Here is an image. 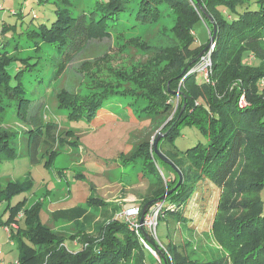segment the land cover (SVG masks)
I'll use <instances>...</instances> for the list:
<instances>
[{
    "label": "trees",
    "instance_id": "obj_1",
    "mask_svg": "<svg viewBox=\"0 0 264 264\" xmlns=\"http://www.w3.org/2000/svg\"><path fill=\"white\" fill-rule=\"evenodd\" d=\"M53 2L54 19L48 25H38V32L30 37L41 40L53 52L49 62L55 70V79L89 42L110 39L111 27L116 26L121 15L136 10L134 20L138 25L158 22L163 15L162 7L174 15L172 30L178 45L130 41L132 45L127 48L133 47L149 58L139 63L138 69L125 73L122 89L119 85H108L105 92L97 93V88L104 87L99 83L85 96L61 90L56 94L58 107L69 110L68 121L89 122L95 109L114 96L144 104L141 111L158 133L152 142L146 138L133 148L129 157H122L125 165L142 159L145 175L155 180L138 205L140 212L146 204L172 190L179 179L178 172L154 154L153 142L159 134L163 136L157 149L180 172L182 181L166 197V207H162L158 219L161 215L177 214L166 208L186 205L198 183L209 181L221 187L212 232L224 255L212 260L194 259L183 252L189 243L179 246L168 242L159 250L167 264H264V204L260 198L264 186V0H94L91 11L79 9L80 0ZM209 18L216 27V35L207 84L197 82L195 75H185L207 45L192 48L193 26L203 21L210 33ZM8 30L9 27L2 26L3 33ZM35 49L41 52L38 44ZM14 64L18 65L10 73L8 69ZM40 65L41 58L36 55L22 58L17 52H0V115L6 110L4 104L11 109L14 106L18 116L25 115L22 121L30 127L23 136L19 131L0 127V162L25 156L31 164H41L49 171L66 132H60L52 121L43 122L35 115L25 114L26 104L36 97L23 80L37 73ZM38 84H42L41 79ZM240 97H244L245 107L238 105ZM180 125L196 128L207 140L206 144L198 143L179 151L174 142ZM31 187L29 176L0 180V203H6L3 213H7L0 226L9 225L16 221L20 211L23 213L20 227L10 230L19 264H145L146 249L126 223L118 219L103 221L95 237L85 232L84 225L68 235L42 223V200H36L28 208H24L25 199L10 205L14 196L31 191ZM86 203L106 204L96 198H89ZM69 212L57 211L53 217L64 216L65 221ZM78 215L68 219L76 220ZM177 222L185 225L186 221L179 214ZM143 237L154 249H160L149 235ZM66 241L80 243L81 249L72 253L64 247Z\"/></svg>",
    "mask_w": 264,
    "mask_h": 264
},
{
    "label": "rangeland",
    "instance_id": "obj_2",
    "mask_svg": "<svg viewBox=\"0 0 264 264\" xmlns=\"http://www.w3.org/2000/svg\"><path fill=\"white\" fill-rule=\"evenodd\" d=\"M77 3L78 8H82L83 11L93 10L94 0H80ZM55 6L53 0H0L2 8L0 10V52H17L22 58H31L35 55L41 58L37 73L26 76L23 80L28 91H35L36 97L34 101L26 104L28 107L25 114L29 113L30 117L35 115L43 122L52 121L58 125L60 132H66L61 140L64 144L59 147L49 171L41 164H31L29 158L25 156L4 159L0 162V180H20L29 176L32 181L31 191L14 196L10 202L11 206L25 199L24 208H28L40 199L43 201L40 212L43 224L52 230L64 231L68 235H73L79 227L84 225L85 232L95 237L103 221L116 219L117 215L129 205L138 206L148 190L153 188L155 180L145 175L142 159H136L135 163L125 165L122 157H129L133 148L144 139L148 138L152 142L158 130L153 128V123L141 111L144 106L141 101L114 96L95 109L93 118L89 122L68 121L66 114L69 110L58 107L56 94L66 90L85 96L90 88L96 87L99 83L104 84V87L97 88V93L105 92L108 85L113 87L119 85L122 89L125 73L138 69L140 67L138 64L149 58V55H142L133 47L127 48V45H132L130 42L132 40H146L150 44L158 41L166 44L172 42L178 45L172 30L174 15L162 7L163 15L159 21L144 25H138V22H135L136 10L132 14L121 15L116 26L111 27L110 39L89 42L79 54L72 57L61 76L55 79V70L49 62L53 52L41 40L30 37L38 32V25H48L54 19ZM78 8L73 10V15L77 13ZM206 24L199 21L193 26L192 48L208 44L211 32L209 33ZM3 25L9 27V30L4 33ZM37 44L41 52L36 51ZM211 46H213L212 54L214 42ZM210 47L205 53L210 50ZM17 65L10 66L8 69L10 73ZM86 75L88 77H85ZM38 77L42 80V84H38L40 80ZM195 79L202 81L199 76ZM181 85L182 81L179 87ZM96 99L97 97L91 101ZM177 100L178 98L173 105L174 110L177 107ZM240 102L243 103L242 107L247 104L244 97L238 100V105ZM3 109L6 110L0 115V127L19 131L23 136V133L30 129L22 121L25 115L18 116L14 106L12 109L7 108V104L3 105ZM166 122L158 129L160 130ZM178 131L179 135L176 137L174 146L179 151L207 142L194 127L180 125ZM18 140L19 137L15 141ZM160 166L164 169L162 164ZM220 192L221 187L218 185L203 181L196 185L186 205L178 209L168 206L166 209L175 210L177 214H172L173 217L161 215L159 219L157 218L155 236L143 230L145 236L149 235L160 247V249H154L146 238L143 239L149 248L146 249L143 246L146 249L145 264H163L159 250L168 242L179 246L189 243V247L183 252L194 259L212 260L222 257L224 251L214 239L212 232ZM89 198L100 199L106 204L104 206L90 204L89 206L85 204ZM260 198L264 204V186L260 192ZM164 201L157 203L164 204L163 207H166ZM85 205L89 207L82 209L86 207ZM153 205L148 206L146 212ZM5 206V202L0 203V216L3 215ZM64 210L70 211L65 221L64 216L53 217L57 211ZM74 214L78 215L76 220L68 219ZM179 214L186 221L185 225L177 222ZM15 218L17 222L7 225L14 230L22 224V211ZM3 233V227L0 226V237ZM64 247L75 253L81 249V244L66 241ZM4 252L5 260L12 263L17 261V249L9 245L6 236Z\"/></svg>",
    "mask_w": 264,
    "mask_h": 264
},
{
    "label": "built area",
    "instance_id": "obj_3",
    "mask_svg": "<svg viewBox=\"0 0 264 264\" xmlns=\"http://www.w3.org/2000/svg\"><path fill=\"white\" fill-rule=\"evenodd\" d=\"M5 1V0H1ZM2 8L0 7V10ZM213 49V46L210 47V50L207 53H204L200 59L197 65H195L193 68H191L185 76L189 75H195L201 77L202 82L209 83V78L212 73V63H211V51ZM240 99H243L241 97ZM240 107L243 106V103L240 102ZM163 204L155 203L152 207L149 208V210L145 213L143 217L142 224L139 223L140 218V208L138 206H131L128 208L123 209L116 217V219L126 223L128 226V229L136 234V236L139 238L140 242L143 244V246L146 249H149L146 245V243L143 241L144 237L142 235L141 229L145 231L151 232V234H154L155 236V227L157 224V218L160 213V210L162 209ZM5 230L7 231L8 238L10 239V228L9 226L5 227ZM14 230V229H13ZM11 264H19L18 261H14Z\"/></svg>",
    "mask_w": 264,
    "mask_h": 264
},
{
    "label": "water",
    "instance_id": "obj_4",
    "mask_svg": "<svg viewBox=\"0 0 264 264\" xmlns=\"http://www.w3.org/2000/svg\"><path fill=\"white\" fill-rule=\"evenodd\" d=\"M209 22H210V24H211V36H210V40H209V42H208V44L206 45V47L199 53V55H198V57H201L206 51H207V49L210 47V45L214 42V40H215V35H216V27H215V25L213 24V21L211 20V18H209ZM163 135H158L157 137H156V139L154 140V142H153V150H154V154L157 156V158L161 161V162H163V163H165V164H167V165H169V166H171L174 170H176L177 172H178V183L176 184V186L172 189V190H170V191H167V192H165L159 199H157V200H155V201H151V202H149L148 204H146L143 208H142V210H141V215H140V218H139V223L140 224H142V222H143V217H144V215H145V213H146V210H147V207L148 206H150V205H152V204H155V203H157V202H159V201H164L165 199H166V197L168 196V195H170L171 193H173V191H175L176 189H177V187L181 184V181H182V177H181V174H180V172L173 166V164L157 149V145H158V141L160 140V138L162 137ZM141 231H142V233H143V235L145 236L146 234H145V232L143 231V229H141ZM159 252V251H158ZM159 254H160V256L162 257V261H163V264H167L166 263V261H165V259L163 258L164 256H163V254L162 253H160L159 252Z\"/></svg>",
    "mask_w": 264,
    "mask_h": 264
},
{
    "label": "crops",
    "instance_id": "obj_5",
    "mask_svg": "<svg viewBox=\"0 0 264 264\" xmlns=\"http://www.w3.org/2000/svg\"><path fill=\"white\" fill-rule=\"evenodd\" d=\"M6 214L3 213V215L0 216V225L2 222H4L7 219ZM1 227H3L4 233H3V236L0 237V264H10L12 262L5 260V257H6V253L4 252L5 236H6V241L9 243L10 246H15V244L8 238L7 231L5 230L6 226L5 227L1 226Z\"/></svg>",
    "mask_w": 264,
    "mask_h": 264
},
{
    "label": "clouds",
    "instance_id": "obj_6",
    "mask_svg": "<svg viewBox=\"0 0 264 264\" xmlns=\"http://www.w3.org/2000/svg\"><path fill=\"white\" fill-rule=\"evenodd\" d=\"M210 40V39H209ZM188 72V71H187ZM141 215V214H140Z\"/></svg>",
    "mask_w": 264,
    "mask_h": 264
}]
</instances>
